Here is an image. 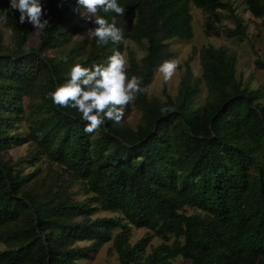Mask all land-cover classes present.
Here are the masks:
<instances>
[{
	"label": "trees",
	"instance_id": "1",
	"mask_svg": "<svg viewBox=\"0 0 264 264\" xmlns=\"http://www.w3.org/2000/svg\"><path fill=\"white\" fill-rule=\"evenodd\" d=\"M118 2L123 43L97 46L76 0H42L49 25L33 48L38 30L0 0L11 34L5 45L0 31V264H85L110 243L115 264H264V85L244 82L236 55L210 45L201 77L187 62L175 97L147 94L174 58L170 42L193 38V8L207 16V37L247 39L248 24L231 0ZM243 5L264 30V0ZM131 42L144 54L129 51L126 71L144 91L122 106L119 123L85 133L76 109L48 93L73 62L106 63ZM203 83L207 98L195 106ZM23 146L26 157L15 159L10 151ZM137 230L147 236L131 244Z\"/></svg>",
	"mask_w": 264,
	"mask_h": 264
},
{
	"label": "clouds",
	"instance_id": "2",
	"mask_svg": "<svg viewBox=\"0 0 264 264\" xmlns=\"http://www.w3.org/2000/svg\"><path fill=\"white\" fill-rule=\"evenodd\" d=\"M10 10L19 12V23L27 20L34 29L43 30L49 25L44 18L47 9H43L42 0H8ZM77 11L81 18L90 20L95 27L89 29L96 38L97 46L123 43V30L117 26V17L123 16L125 8L118 0H76ZM43 9V11H42ZM104 15H100L99 13ZM108 13H114L110 18ZM6 14H0V23H6ZM127 59L119 50H113L106 63H93L90 67L73 62L65 82L58 84L48 93L54 105L75 108L85 133H94L107 121L119 123L124 116L123 107L134 99L135 94L143 92L141 79L129 76ZM175 60H164L157 68L163 81L167 82L174 74ZM120 106V107H118Z\"/></svg>",
	"mask_w": 264,
	"mask_h": 264
},
{
	"label": "rangeland",
	"instance_id": "3",
	"mask_svg": "<svg viewBox=\"0 0 264 264\" xmlns=\"http://www.w3.org/2000/svg\"><path fill=\"white\" fill-rule=\"evenodd\" d=\"M234 6L238 8V20H243L248 24L249 36L245 38H236L234 40L228 39L224 34L219 37H207L205 35L204 24L207 20V16L203 14L200 10L193 8V38L189 41L172 40L170 42L171 49L174 53V58L176 62V68L174 70L173 76L167 81H163V77L157 71L155 73L152 84L147 90L149 97H163V89L171 96L175 97L178 93L181 75L185 69V64L190 63L194 74L197 77H201V59L203 58L204 51L210 45L216 47H226L231 53H234L238 60V76L243 78L244 82H250L253 88H262L264 85V69H259L256 66L258 60L264 61V30L260 26L258 21L253 20L249 13L244 10L243 0H231ZM223 25L225 27L234 28L233 24L225 20ZM0 31L3 33L2 41L3 44L9 45L11 43V34L9 31L0 25ZM41 30L36 31L28 45L35 48L39 43V35ZM129 51L141 57L144 54L143 48L138 43H127L123 54L126 56L128 62ZM128 67V63H127ZM208 92L204 83L201 84V93L196 101L195 106H201L207 98ZM264 101V98H263ZM141 117L139 111L134 109V112L129 117V122L136 126L139 118ZM28 147H15L10 153L16 159L18 157H26L28 152ZM83 193V192H82ZM86 197V196H85ZM191 213V212H189ZM97 217H105L106 213L100 212L96 215ZM147 231L137 230L134 231L133 237L131 238V244H135L140 239L147 236ZM162 241L159 238H153L151 244L159 245ZM81 246H84L82 244ZM3 248L0 245V250ZM149 250V248H148ZM117 263V255L113 251L112 245L107 244L103 246L99 251L92 255V258L85 264H115ZM176 264H188L187 261L178 258L176 259Z\"/></svg>",
	"mask_w": 264,
	"mask_h": 264
}]
</instances>
